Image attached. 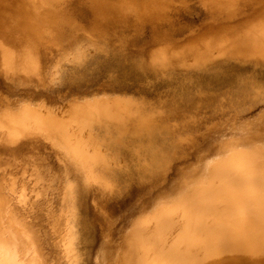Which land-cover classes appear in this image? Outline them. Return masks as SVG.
I'll use <instances>...</instances> for the list:
<instances>
[{"label": "rangeland", "instance_id": "rangeland-1", "mask_svg": "<svg viewBox=\"0 0 264 264\" xmlns=\"http://www.w3.org/2000/svg\"><path fill=\"white\" fill-rule=\"evenodd\" d=\"M128 1L140 8L158 0ZM164 1L158 16L138 17L137 8L121 20L118 0H55L64 20L56 37L38 41L25 74L14 30L22 2L0 0V240L16 232L18 264H136L139 240L158 228L154 216L172 212L164 220L169 242L189 210L183 200L225 174L234 152L250 183L262 187L264 58L222 49L236 32L264 22V0H238L228 15L213 12L212 0ZM203 47L208 59L195 60L190 51ZM162 50L178 54L153 64ZM106 97L140 100L165 125L172 144L158 146L156 167L118 142L114 152L97 146L105 164L88 177L54 134L30 124L12 137L5 124L30 109L63 124L70 142L84 139L88 130L77 127L73 107Z\"/></svg>", "mask_w": 264, "mask_h": 264}, {"label": "bare ground", "instance_id": "bare-ground-1", "mask_svg": "<svg viewBox=\"0 0 264 264\" xmlns=\"http://www.w3.org/2000/svg\"><path fill=\"white\" fill-rule=\"evenodd\" d=\"M54 1L21 0L20 17L19 20H16L14 30L19 33L16 39L18 47L16 53L25 74L34 69L31 52L37 46L38 41L45 35L50 36V38L56 37L58 27L64 20L61 12L55 8ZM89 1L93 6L94 0ZM237 1L212 0L209 7L215 13L228 15L234 11V5ZM164 4V0H158L152 5L140 6L139 8L135 3L128 0H118L115 8L122 16L121 20H125L127 14L131 10L136 11L134 9L137 8L139 10L136 12L138 17L158 16L162 13ZM6 38L12 37L6 36ZM227 40L229 42L228 47L222 49L225 54H247L264 58V22L257 24L250 31L236 32L235 36ZM203 48V50L202 48H193L190 51L195 60L204 61L208 59V47ZM177 54L162 50L152 63L158 62L166 65ZM108 98L83 102L73 107L72 112L77 127L88 130L84 139L78 137L70 142L63 124L48 114L36 113L33 115L29 111L30 109H25L24 113L18 116L9 117L10 119L8 118L5 124L9 123V133L12 137L24 131L30 124L54 134L63 141L67 152L77 166L85 168L88 177H93V172L99 164L104 163L103 156L96 150L97 146H105L107 150L110 149L114 152L116 149L119 151V147H115L118 142L121 144L120 148L123 149L127 144H131L140 153L141 160H147L153 168L156 167L162 158V155H159V150H157L159 156L155 153L158 146L165 148L172 144V142L166 141V134H162L163 127L166 128L165 125H162L161 121L160 123L155 121L151 114L153 111L149 112L140 100L125 98L126 102L123 103L119 98ZM123 131L126 132V135L123 136V140H120L121 133H125ZM73 132L72 135H74ZM107 139L108 141H106ZM234 153L233 157L228 158L223 163V165L225 164V174H214V179L208 180L202 188L198 187L197 184L198 190L192 189L193 192L187 195L190 199L188 201L183 200L189 210L181 211L183 215L181 217L184 219L181 230L177 234H173L169 242H166L165 239L168 234H163V231L170 227L168 224L170 222L164 220L166 214L172 217V212L169 208H165L163 210L165 214L159 212L154 216L158 228L155 227L157 230L154 234L139 240L138 246L141 249V255L136 264H264V183L260 185L262 187L250 183L247 179L250 172L249 168L248 170L242 169L243 166L239 162L240 157H238L239 153ZM227 175L236 176L232 182L225 184L221 177ZM219 213H225L226 216H217ZM1 215L0 213V219ZM224 224L228 225L227 228H223ZM0 229H3L0 231V234H3L4 228L1 226ZM217 229V233L214 234ZM13 234L11 238L1 236L0 256H2L0 258L2 259L0 264H18L16 246L18 244ZM6 244L12 249L7 246V250ZM28 260L30 262V259H27L26 263ZM31 261L33 262V259Z\"/></svg>", "mask_w": 264, "mask_h": 264}]
</instances>
